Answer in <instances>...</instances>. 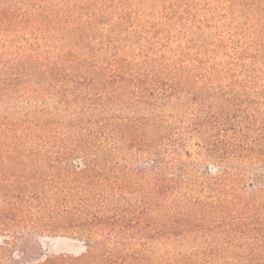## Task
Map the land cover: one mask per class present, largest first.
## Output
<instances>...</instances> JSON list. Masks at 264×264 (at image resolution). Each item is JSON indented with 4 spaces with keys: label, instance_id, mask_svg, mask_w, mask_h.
Listing matches in <instances>:
<instances>
[{
    "label": "rangeland",
    "instance_id": "1",
    "mask_svg": "<svg viewBox=\"0 0 264 264\" xmlns=\"http://www.w3.org/2000/svg\"><path fill=\"white\" fill-rule=\"evenodd\" d=\"M0 264H264V0H0Z\"/></svg>",
    "mask_w": 264,
    "mask_h": 264
},
{
    "label": "trees",
    "instance_id": "2",
    "mask_svg": "<svg viewBox=\"0 0 264 264\" xmlns=\"http://www.w3.org/2000/svg\"><path fill=\"white\" fill-rule=\"evenodd\" d=\"M0 17H1V18H6L7 16H6L5 13H1V14H0Z\"/></svg>",
    "mask_w": 264,
    "mask_h": 264
}]
</instances>
